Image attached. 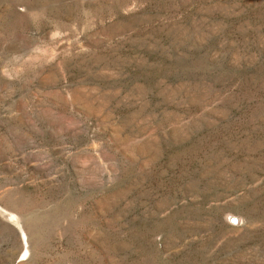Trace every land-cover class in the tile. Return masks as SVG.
Instances as JSON below:
<instances>
[{"label": "rangeland", "instance_id": "374dc122", "mask_svg": "<svg viewBox=\"0 0 264 264\" xmlns=\"http://www.w3.org/2000/svg\"><path fill=\"white\" fill-rule=\"evenodd\" d=\"M0 264H264V0H0Z\"/></svg>", "mask_w": 264, "mask_h": 264}]
</instances>
